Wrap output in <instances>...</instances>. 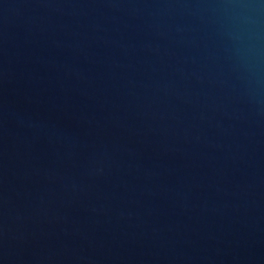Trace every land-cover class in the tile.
<instances>
[{"label": "water", "instance_id": "1", "mask_svg": "<svg viewBox=\"0 0 264 264\" xmlns=\"http://www.w3.org/2000/svg\"><path fill=\"white\" fill-rule=\"evenodd\" d=\"M0 264H264V0H0Z\"/></svg>", "mask_w": 264, "mask_h": 264}]
</instances>
